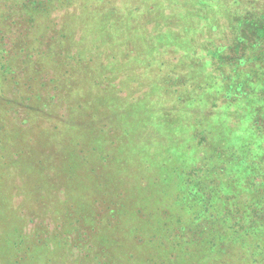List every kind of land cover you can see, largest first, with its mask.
Returning <instances> with one entry per match:
<instances>
[{
	"label": "trees",
	"instance_id": "1",
	"mask_svg": "<svg viewBox=\"0 0 264 264\" xmlns=\"http://www.w3.org/2000/svg\"><path fill=\"white\" fill-rule=\"evenodd\" d=\"M121 3L115 11L124 10L120 16L147 11L142 3ZM235 3L239 5L240 0ZM73 5L63 27L68 37L57 31L52 15ZM204 8L197 14L203 13L206 20L208 9ZM100 10L95 0H0V88L6 93L11 87L17 91L15 101L7 97L5 101L0 92L5 102L0 108V134L11 128L0 135V184L6 185V192L0 188V264H65L71 260L73 264H170L166 258L174 257L179 259L176 264H183L186 242L182 234H191L193 228L195 234L191 235L199 233L197 240H204L209 254L215 249L213 253L224 252L214 246L215 238L222 242L227 235L245 230L244 236H255L251 221L264 220V11L250 7L246 18L229 22L231 37L208 51L221 65L214 71L217 78H223L221 88L229 106L237 104L236 113L247 117L245 123L254 138L248 146H241L247 151H239L241 160L248 158L247 179L227 197L233 199L244 189L240 196L245 193L252 202L242 209L236 201L231 213L219 219L224 221L223 227L212 230L209 214L214 198L217 194L223 202L222 192L228 195L222 179L226 164L180 166V149L174 154L175 145L162 137L156 136L157 143L153 142L152 132H159L167 122L175 123V111L148 116L145 105H161L165 95L161 98L156 93L168 90L167 85L172 87L171 81L149 79L147 68L141 73L130 61L138 53L144 52L147 58L157 54L150 48L143 26L137 28L141 33L135 35L137 39L131 32L120 36L108 27ZM216 29L209 33L220 31ZM162 48L164 45L157 47ZM229 53L234 60L231 64L222 60ZM19 105L27 113L16 119L13 115H20ZM61 106L67 112L65 120L45 114V109L56 113ZM15 123L39 131H32L34 139L29 140L32 133L29 136L22 130L24 137H20L14 131ZM93 145L106 149L97 151ZM171 152L170 166L159 165L162 171L150 173L158 165L150 162L137 172L144 183L119 177L124 165L111 162L120 155L124 160L135 156L145 163L144 157L150 155L153 160L152 155L166 157ZM172 178L179 181L174 185L181 192L180 205L189 200L204 207L190 225L152 207L158 199L154 193L143 196L150 190L146 186H166ZM251 193L257 197L251 198ZM17 197L22 198L18 206L14 204ZM102 202L105 208L97 205ZM209 231L220 234L202 239L206 233L212 235ZM263 261L259 258L256 263Z\"/></svg>",
	"mask_w": 264,
	"mask_h": 264
},
{
	"label": "rangeland",
	"instance_id": "2",
	"mask_svg": "<svg viewBox=\"0 0 264 264\" xmlns=\"http://www.w3.org/2000/svg\"><path fill=\"white\" fill-rule=\"evenodd\" d=\"M95 1L98 3L99 7H101L99 14L106 20L109 25L108 27L114 29L118 35L121 36L124 33L131 32L134 37L135 35L141 36V33L137 31V28L143 26V32L145 34L147 33L149 36L148 43L151 46L149 47L157 54L154 58H151L150 56L147 58L143 55L144 52L138 53L136 56L132 55L130 61L134 63V66L136 65L139 68L141 73L147 68V77L149 79L154 81H159L161 79H165L166 82L171 81L172 87L167 85L166 89L168 90L156 93V95L161 98V95H165L164 97L169 98L170 101L166 102L164 101V98L162 99L161 105H151V102H148L145 105V111L148 112V116L150 113L152 114L155 112L168 113L169 111H175V123L167 122L168 124L163 129H157L159 132H152L155 135L153 142H156V136L162 137L166 140L167 144L175 145L173 148L174 154L175 150L178 151V149H180V158L178 157V163H181L180 166L188 167V165H205L213 167L226 164L227 169L224 170V176L222 179H224L223 183L228 195L222 192L223 202H221L219 201V196L216 194L214 198V206L210 208V214H205V216H208L209 214L210 217L211 215L217 216L213 218L209 217L210 221H208L211 222L210 225L212 230L221 229L224 221H219V219L227 217L226 214H228V212L231 213L236 201L239 202L238 205H240V208L242 209H246L247 205L252 202L248 196H245V193L243 196H240L242 191H245L244 189L233 199L228 200L227 197L231 196L230 193L236 187L241 188L239 186L243 185L247 179V174H249V172L246 171L249 167L247 165L248 158L241 160L239 154L240 152L248 150V148L246 150L242 149L241 146H248L249 142L254 138L249 133V127L245 123L247 117L236 113L238 109L237 104L229 106L231 102H229V99L224 96L221 88L223 78H217L216 72L214 71L215 68L221 65L212 59V56L209 55L208 51H212V46L218 45L224 39L231 37L229 22H234L235 24L239 19L246 18V16L251 13L249 11L250 7L253 8L252 11H264V0H240V4L242 5H237L235 0ZM126 1L142 3L143 5H146L147 11L144 13L132 12L120 16V13L125 12L120 9V11L115 14L117 6H120V4H122L121 2ZM204 6H206V8H204ZM73 7L74 5L71 8L63 6V9H57L56 12L53 13L52 21L57 25L56 29L58 32L62 31L68 35L63 27L66 26L65 21L68 20V15L71 14L70 10H72ZM201 7L208 9L206 20L202 19L204 15L203 13L197 14V11H200ZM188 16L191 17V23L188 21ZM120 18L123 19V23L120 22ZM198 18L202 19V22L198 23ZM211 18L212 22H206ZM128 19H130L131 22H128ZM2 21L3 24L6 22L4 17L2 18ZM138 21L140 22L138 23ZM198 25L199 29H195L194 27ZM128 26H130L129 28L131 31L128 29ZM205 27H207V31ZM213 27H216L220 31L210 34L209 32L214 31ZM133 29L135 31H132ZM167 36L175 37L176 39L171 42ZM75 40L78 41L79 37ZM208 42L209 44L207 46ZM162 45H164V48L157 49V47ZM220 46H224V44ZM222 58H224L222 60L228 64H231L234 61L233 56H231L230 53L228 55L223 54ZM225 73L226 75H229L227 69ZM0 92L4 95L3 97H5V101L6 97L11 101L17 99V91L12 87L8 93L1 88ZM178 97L183 98V100L178 101ZM4 103L5 102L0 98V108L3 106L5 107ZM37 110L38 108L34 109V111ZM45 110L46 115L57 114L58 119H66L63 116H65L67 112H65L63 106L56 108V113L49 109ZM17 113L20 115H13V117L20 119L25 113H27V110L21 107L17 110ZM147 118L149 119L150 117ZM2 120L3 119L0 120L1 128H3ZM37 124H39V122H37ZM13 126H15L14 131L17 132L20 137H24L22 130H25V134H31L32 131L37 133L39 131V128L35 126L30 130H26L21 123H15ZM6 131L10 132L11 128L6 127V130H3V132L6 133ZM34 133H32V137L28 134L30 136L29 140L34 139ZM174 137L180 138L178 139ZM137 138L138 137H136L135 140H137ZM173 139H177L181 144H176L173 142ZM93 147L97 151L106 149L105 146L101 145H93ZM235 149H238V151L235 152ZM152 156H154L153 160L150 155L144 157L146 160L144 163L142 159L139 160L138 158H135V156L128 160H124L120 155H115V158H111V162L114 166L119 164L124 165L123 176L119 173V177H124V180L127 182L133 181V183H144L142 175L137 174V172L148 167L145 165L146 163L155 162V164H158L151 169L150 173L153 174L156 170L162 171V168L159 165H164V167L165 165L170 166L173 155L171 152L166 157L157 154ZM134 159L136 162L133 161ZM3 167L5 170L6 166L3 165ZM119 169L121 170L122 168ZM163 170L166 169L163 168ZM147 176H150V174ZM129 177H131V179ZM193 178L197 181V178ZM178 183V180L172 178L170 184H166V186L155 187L150 184L152 187L150 186L147 188L146 186V189L150 190L144 192L143 196H146L147 193H154L155 197L158 196V199L155 200L152 207L162 209V212L167 211V213L171 215H176V218H182V221L186 222L187 225H190L191 222L195 221V218L202 215L204 207H200L197 202L195 204L192 203L193 201L191 202L189 200H184L183 204L180 205L179 198L181 192L174 185ZM0 186V188L5 190L6 185L4 182L0 184ZM129 188L130 187L125 186L126 190ZM182 196L185 198L184 192ZM253 196L257 197V194L251 193V198ZM21 199V197L15 198L14 204L16 206L20 205L22 203ZM138 204L142 203L139 202ZM97 205H99L100 208H105L106 206L104 202ZM231 217L232 214H230L229 219H231ZM202 220L204 221L206 219L203 218ZM199 221L201 222V219ZM214 222L215 225L212 224ZM250 224H253L251 230L254 232L255 236H244L243 234L246 233V230L245 233H236V235L231 236L227 235L222 242L217 241L215 238L217 234H220V231L217 233L209 231L212 235L206 233V235L202 236V239L205 240L214 237V242H216L214 246L224 250L223 253H213L216 252L217 249L211 254H209L210 252L205 251L207 245L204 240H197L199 233L196 237L191 235L195 234V228H193L189 235L183 233L182 238L186 242L184 247L186 254L182 256V263L258 264L256 262L259 258L264 259V220L251 221ZM197 231L201 232L202 229L198 228ZM241 235L243 236L241 237ZM165 242L169 244L171 241ZM194 251L196 254H193ZM258 253H261V255H258ZM219 256L221 258H219ZM201 259L202 261L198 263ZM252 259H256V261H252ZM166 260L170 264H176L179 261V259H175V257L169 259L166 258ZM65 264H73V261H68ZM261 264H264V261Z\"/></svg>",
	"mask_w": 264,
	"mask_h": 264
}]
</instances>
